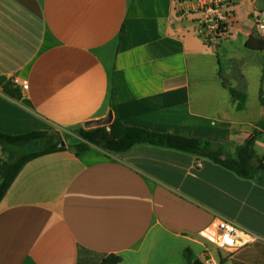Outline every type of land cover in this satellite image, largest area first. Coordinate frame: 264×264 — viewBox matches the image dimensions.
Segmentation results:
<instances>
[{
	"label": "crops",
	"instance_id": "1",
	"mask_svg": "<svg viewBox=\"0 0 264 264\" xmlns=\"http://www.w3.org/2000/svg\"><path fill=\"white\" fill-rule=\"evenodd\" d=\"M235 2L229 36L205 43L174 0H0V133L53 135L10 146L16 155L63 147L27 161L0 201V264H190L187 251L202 263L264 264L263 172L242 178L152 145L71 147L74 129L112 112L127 127L203 139L229 155L257 133L263 164L264 40L254 16L264 0ZM219 219L254 240L217 248L205 237Z\"/></svg>",
	"mask_w": 264,
	"mask_h": 264
},
{
	"label": "trees",
	"instance_id": "2",
	"mask_svg": "<svg viewBox=\"0 0 264 264\" xmlns=\"http://www.w3.org/2000/svg\"><path fill=\"white\" fill-rule=\"evenodd\" d=\"M255 42L259 43V48H262L263 41L261 39L259 41L254 38L250 39L248 46L252 47V43ZM4 90L7 94L14 95L7 87ZM231 94L239 101L238 108H241L243 104L242 95L235 91H231ZM110 107L113 111L115 110L112 97L110 98ZM72 133L78 138L77 143L71 146L76 155L84 153L90 146H96L109 153L119 154L129 151L136 145H152L189 153L199 158L210 160L233 171L242 178H255L258 171L264 173V165L261 161L255 159L252 151L257 133L242 146L237 147L231 155L224 154L222 147L203 139L162 134L136 127H127L116 117H114L108 126L92 129L77 128ZM52 136L47 132H34L22 136H9L0 133V146L3 151L9 152L10 154L9 161H1L0 159V201L19 173L21 167L27 161L41 154L63 149V147L51 148L36 153L20 154L14 159L13 156L15 153L10 152L9 147H24L32 143H40L43 140L50 139ZM186 257L191 264L194 259L189 251H187ZM119 261L120 258L112 256L105 259L101 264H117Z\"/></svg>",
	"mask_w": 264,
	"mask_h": 264
},
{
	"label": "built area",
	"instance_id": "3",
	"mask_svg": "<svg viewBox=\"0 0 264 264\" xmlns=\"http://www.w3.org/2000/svg\"><path fill=\"white\" fill-rule=\"evenodd\" d=\"M174 4L185 16L192 18L196 27L195 32L203 42H217L229 36L235 0H174ZM254 20L257 34L264 40V10L256 13ZM10 83L21 91L28 90L27 81L18 76H13ZM205 239L217 248L233 253L250 244L254 237L233 223L219 219L216 223V235L213 237L208 235ZM204 264L216 263L207 260Z\"/></svg>",
	"mask_w": 264,
	"mask_h": 264
},
{
	"label": "water",
	"instance_id": "4",
	"mask_svg": "<svg viewBox=\"0 0 264 264\" xmlns=\"http://www.w3.org/2000/svg\"><path fill=\"white\" fill-rule=\"evenodd\" d=\"M112 112H109L108 115L102 119L99 120H93L85 123L84 129H92V128H97V127H103V126H108L112 122ZM64 143H61V146H63ZM192 264H204L202 263L199 259H194L192 261Z\"/></svg>",
	"mask_w": 264,
	"mask_h": 264
},
{
	"label": "rangeland",
	"instance_id": "5",
	"mask_svg": "<svg viewBox=\"0 0 264 264\" xmlns=\"http://www.w3.org/2000/svg\"><path fill=\"white\" fill-rule=\"evenodd\" d=\"M73 142H74V139L72 137L68 138V140H67L68 145H71ZM39 148H40V146L37 144V145H35L34 149H31V148L27 149L26 148L25 150L27 153H32L34 151H37ZM13 157H14V159H16L18 157V155L15 154V156H13ZM9 159H10V157H8L6 161H9Z\"/></svg>",
	"mask_w": 264,
	"mask_h": 264
}]
</instances>
